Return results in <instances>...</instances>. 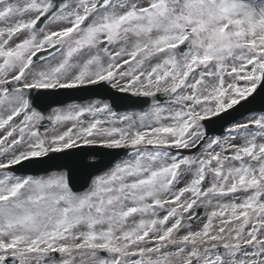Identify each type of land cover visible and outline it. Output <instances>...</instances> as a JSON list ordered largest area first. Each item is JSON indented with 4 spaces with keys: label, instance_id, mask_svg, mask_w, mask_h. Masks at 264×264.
<instances>
[{
    "label": "snow or ice",
    "instance_id": "6c2138e0",
    "mask_svg": "<svg viewBox=\"0 0 264 264\" xmlns=\"http://www.w3.org/2000/svg\"><path fill=\"white\" fill-rule=\"evenodd\" d=\"M0 264H264V0H0Z\"/></svg>",
    "mask_w": 264,
    "mask_h": 264
},
{
    "label": "water",
    "instance_id": "95a60500",
    "mask_svg": "<svg viewBox=\"0 0 264 264\" xmlns=\"http://www.w3.org/2000/svg\"><path fill=\"white\" fill-rule=\"evenodd\" d=\"M41 56L46 57V53L39 54ZM101 90L104 92L103 89L99 88L98 92L100 95H102ZM64 93V94H62ZM70 94V91H61L59 95H56L52 97L54 101H73V100H84L89 98H98L97 93H94L91 90H85V92H80L79 94ZM106 96H112L115 100V107L116 110H126L132 107H146V105L143 104V98H134L130 97L126 94H115L113 92L107 91ZM118 97H126L123 99H117ZM46 125V123H44ZM223 128H219L217 134L221 133V130ZM69 152L76 153V156H63L62 154H52L49 157L41 158L39 161L28 163L25 162L22 165L16 166V169L19 173H31L33 175L41 174V173H47L51 170H60L61 166H74L75 160L80 157L84 156L88 152H95L97 154V157H100L101 161L105 164L114 162L116 159H118L120 156L124 154V150H120L117 152H114L112 155H105L107 149H100V148H78L73 150H68ZM81 181L79 179L74 180L73 187L76 189H80L81 187Z\"/></svg>",
    "mask_w": 264,
    "mask_h": 264
},
{
    "label": "rangeland",
    "instance_id": "374dc122",
    "mask_svg": "<svg viewBox=\"0 0 264 264\" xmlns=\"http://www.w3.org/2000/svg\"><path fill=\"white\" fill-rule=\"evenodd\" d=\"M52 27H55L54 25L52 26ZM38 63H42V61L41 62H38ZM140 112V111H139ZM139 112H122V113H118V114H125V113H127V114H132V113H139ZM41 131H43V129H41ZM56 171H53V172H49V173H47V174H52V173H55ZM47 174H44V175H41V174H36V176H45V175H47ZM199 225H200V221H198L197 223H196V227H199Z\"/></svg>",
    "mask_w": 264,
    "mask_h": 264
}]
</instances>
